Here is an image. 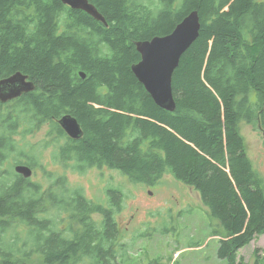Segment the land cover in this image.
Masks as SVG:
<instances>
[{
    "label": "trees",
    "instance_id": "obj_1",
    "mask_svg": "<svg viewBox=\"0 0 264 264\" xmlns=\"http://www.w3.org/2000/svg\"><path fill=\"white\" fill-rule=\"evenodd\" d=\"M89 1L107 25L61 0H0V79L21 71L36 85L5 109L0 103V264H59L70 245L50 248L57 230L48 213L101 210L63 172L46 186L15 172L3 180L10 156L50 177L41 161L49 146L62 171L106 166L151 184L172 174L217 220L218 257L240 264L238 250L264 234V178L239 130L243 121L264 132V0ZM192 10L201 29L173 73L176 107L168 111L131 70L140 60L135 42L171 32ZM66 113L80 123V139L58 124ZM44 125V143L13 137ZM121 201L112 191L111 205ZM74 220L83 229L88 217ZM80 256L90 264L114 258L88 249Z\"/></svg>",
    "mask_w": 264,
    "mask_h": 264
},
{
    "label": "rangeland",
    "instance_id": "obj_2",
    "mask_svg": "<svg viewBox=\"0 0 264 264\" xmlns=\"http://www.w3.org/2000/svg\"><path fill=\"white\" fill-rule=\"evenodd\" d=\"M241 135L248 146L254 167L264 178V136L260 130L244 123L239 124ZM47 125L33 133H18L13 137L25 146L43 142ZM44 143V142H43ZM52 148L43 151L42 165L50 177L37 167L32 179L48 185L63 172L70 183L81 187L92 201L110 205V191L120 190L122 201L118 212V262L125 264H228L227 258L217 255L219 236L213 235L217 220L209 217V210L197 192L172 174H164L158 181L130 182L114 169L90 167L85 171H62L53 160ZM15 160L12 156L2 164L10 172L4 179L13 178ZM54 175V177H52ZM52 177V178H51ZM117 193V192H115ZM52 213V212H51ZM50 213H48L49 215ZM56 219V216H55ZM257 249V253H255ZM240 264H264V234L238 250Z\"/></svg>",
    "mask_w": 264,
    "mask_h": 264
},
{
    "label": "water",
    "instance_id": "obj_3",
    "mask_svg": "<svg viewBox=\"0 0 264 264\" xmlns=\"http://www.w3.org/2000/svg\"><path fill=\"white\" fill-rule=\"evenodd\" d=\"M61 2L72 9L85 11L107 25L105 17L89 0H61ZM200 29L199 13L197 10H192L175 25L171 32L135 42L140 60L131 65V70L153 101L165 110H175L173 73L184 52L199 36ZM78 74L81 78L86 77L84 71H79ZM35 87L34 81L30 80L28 75L15 71L0 79V103L18 98L24 93L33 91ZM57 122L69 138L80 139L83 136L82 127L73 115L66 113ZM262 135L264 136V132ZM13 170L25 179L30 178L34 172L33 168L25 163H17Z\"/></svg>",
    "mask_w": 264,
    "mask_h": 264
},
{
    "label": "flooded vegetation",
    "instance_id": "obj_4",
    "mask_svg": "<svg viewBox=\"0 0 264 264\" xmlns=\"http://www.w3.org/2000/svg\"><path fill=\"white\" fill-rule=\"evenodd\" d=\"M16 101L17 98L1 104L3 109H5L6 106L12 105ZM16 164L17 163H15L14 166ZM104 167L106 166H102L101 168ZM110 193H112V191H110ZM94 202L99 205L101 210L81 214L88 217V220L83 223V229L81 228V222L74 220V217L81 216L80 213L52 212L48 215L47 223L50 226L51 231H53V229L57 230L56 234L51 232L50 248H54L56 241L61 242L62 245H70L69 248L66 249L68 250V252L65 254L63 259L61 261L57 260L56 263L90 264L92 257H83V259L81 260L80 256V252L82 250L88 249L89 251L96 250V252L112 251L114 257L113 260L106 262L107 259H105L104 264H117V250L119 247L118 242L120 235L118 232L121 231L122 234L124 233L122 229H120V224L117 217L118 212L115 208L116 205L112 206L110 203V205L107 207L104 202ZM108 208H110V211H107ZM55 216L62 217L63 219L56 220ZM77 229H80L79 233L76 232ZM15 248H17V246H15Z\"/></svg>",
    "mask_w": 264,
    "mask_h": 264
}]
</instances>
